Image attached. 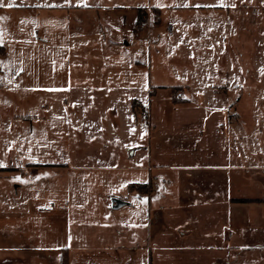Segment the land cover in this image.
I'll list each match as a JSON object with an SVG mask.
<instances>
[{"label": "rangeland", "instance_id": "obj_1", "mask_svg": "<svg viewBox=\"0 0 264 264\" xmlns=\"http://www.w3.org/2000/svg\"><path fill=\"white\" fill-rule=\"evenodd\" d=\"M12 1L0 0V43L7 48L1 71L9 89L0 90V245L21 237L34 246L44 245L50 238L45 222L58 229L65 216L68 246L95 249L73 257L63 254L60 264H139L138 256L129 259L125 249L144 248L156 236L157 216L153 210L149 215L147 198L129 192L145 194L149 188L138 191L129 184L176 173L173 168L155 171L160 168L150 162L152 157L169 167H184L181 159L187 156L181 154L186 149L177 145L185 143L187 132L195 126L188 123L200 121L197 114L209 106L220 107L219 99L209 98L203 91L208 80L219 82L217 70L205 66L201 34L207 10L203 7L213 0H81L86 6L110 7L103 8L100 21L92 8L70 9L67 32L88 34L80 39L81 47L58 36L65 32L59 28L62 20L3 8ZM65 1L75 4V0ZM113 6L119 11L112 13ZM148 6L155 8H144L146 13L159 20L151 35L141 32L140 43L112 51L110 41L130 40V34L120 30L131 24L132 7ZM247 9L252 17L243 20L244 30L232 36L229 50L246 73L253 61L259 66L254 73L249 69L243 74L246 84L238 110L249 129L258 120L264 126V0ZM144 25L135 27V33ZM101 29L107 39L104 44L97 42L102 40ZM16 69L22 71L17 80L13 76ZM250 76L259 79V86ZM106 78L122 82L113 96L92 90ZM181 85L192 87L190 101ZM64 99H68L66 109ZM112 106L119 115L117 134L112 130L117 126ZM253 109L262 113L256 115ZM24 114L32 117L22 116L25 123L16 122L14 115ZM256 132L260 146L251 140L243 146L231 145L224 161L242 166L240 172L248 176L234 192L243 198L264 196L262 175L250 169L264 163V133L257 127ZM169 143L179 150L167 148ZM174 190L177 195L176 186L173 191L161 189L166 196L162 205H171L169 196ZM112 199L131 206L114 209ZM174 199L181 208L187 204L184 193ZM9 205L12 212L5 209Z\"/></svg>", "mask_w": 264, "mask_h": 264}, {"label": "crops", "instance_id": "obj_2", "mask_svg": "<svg viewBox=\"0 0 264 264\" xmlns=\"http://www.w3.org/2000/svg\"><path fill=\"white\" fill-rule=\"evenodd\" d=\"M80 1L75 0L74 5L72 3L67 5L65 0H13L3 8L9 7L11 10L21 13L41 14L38 17L49 18L50 21L51 19L62 20L63 22L59 25V28L65 32L58 33V36L64 37V40H67L66 38L72 39V42L77 45L81 43L80 39L82 36L88 34L71 35V32H67L69 30L67 22L70 21V13L72 11L70 9L83 11L85 8H92L96 12L98 21L101 19L102 11L110 9V7H102L97 4L91 6L82 5L79 3ZM255 1L259 2V0H213L208 1L207 5L203 7L207 9L202 16L203 24L201 23L203 52L205 58L207 57L205 66L207 65L209 71L212 68L217 70L219 75V82L208 80L203 91L209 98L219 99L221 103L218 108L212 105L213 107L209 106L207 110L197 114V118H200V121L188 123H194L195 126L190 128L185 136L186 146H184L185 143L177 145L186 149L181 154V156H187V158L181 159V163H186L184 167H169L167 164L161 163L158 157H152L150 162L160 168L155 171L173 168L176 173L171 176L152 175L148 182L129 184H150L145 194L141 193L138 195L129 191V189L128 191L139 199L147 198L149 215L153 210L157 216L155 223L156 236L149 238L144 248L140 246L133 251L130 248L125 249L129 259L131 258L132 260L136 258V255L138 256L139 264H146L143 262H147V260L152 261L154 264H242V261L264 262V196L243 198L235 195L234 192L237 187L242 186L241 182L244 181V176L246 178L248 176L240 172L242 166L238 167L224 163L225 158L229 156L231 145L243 146L244 142L248 144V141L251 140L260 146L256 127L260 129L259 133H264V126H260L259 120L258 125L253 123L251 128L247 129L240 119L241 115L238 108L240 107L244 85L246 84V78L243 76L245 71L243 66L237 61V56L231 53L232 49L231 51L229 50L230 44H232V36L236 32H243L244 30L243 20H246L247 17H252V11H249L247 6H251ZM10 4L12 6H9ZM40 5H42L43 10H39ZM132 8L134 16L131 17V24H128L127 28L120 30L128 32L130 40L125 39L122 43L110 41L108 47L112 51L128 47L130 44L140 43L142 40L139 34L146 32V35L150 36L155 25L159 23V20L151 18V14L148 12L144 28L135 33L137 9L155 7ZM111 11L116 13L119 10L113 6ZM127 13L131 14L130 12ZM101 34L103 35L101 36L102 40L99 39L97 42H103L104 44L107 39H104L106 34L103 29H101ZM43 42L45 41L43 40ZM0 46L4 48V53L0 55V90L8 91L9 89L5 85L1 71V60L7 57V48L1 43ZM78 46L81 47V44ZM257 66L258 63L253 61L249 65L247 73H249V69L254 73L253 71ZM247 73L245 72L246 75ZM13 76L17 80L22 76V71L16 69L13 71ZM251 78L259 86V79ZM116 80L106 78L101 85L96 84L92 90L97 93L103 91L107 96H113L117 90V85L120 86L122 84V82ZM262 85H264V79L262 80ZM180 87H182V94L185 95V99L190 101L188 96L193 94L192 87L190 85H181ZM50 90L44 89L43 91L49 92ZM121 90L124 91V89ZM256 94L258 95V92ZM155 95L156 92L149 97ZM67 101L68 99H64L65 109ZM140 103L143 105L142 102ZM44 106L43 109L46 114L47 105ZM112 109L117 124L116 127L112 126V130L117 134L120 132L119 115L115 106H112ZM252 111L256 115L259 112L262 113L257 109ZM26 115H14L16 122H24L20 120V117ZM27 116L32 117V115ZM134 123V126H136L137 122L135 120ZM152 133H156L155 127L152 129ZM166 146L172 150H179L173 143H169ZM153 148L157 149L158 145L153 146ZM149 149L150 146L148 149L145 148L147 151ZM215 149L219 150V154L216 153ZM149 155L152 156L151 152ZM262 164L260 167L255 166L250 169H254L255 172L262 175L259 179L261 180L260 184L264 188V163ZM206 169L210 172L203 173L202 171ZM174 186L178 188V192L177 195L175 190L171 192V196H169L171 205H162L161 199L166 196L162 194L161 189L165 187L171 188L173 191ZM29 188L30 194L33 195L31 187ZM183 193L187 197L185 201L187 204H185L184 208H181L177 205L178 200L174 198L175 196L183 195ZM2 196L3 194L0 193L1 198ZM175 202H177L176 205ZM128 204L125 206L130 207L131 205ZM5 209L12 212L13 208L9 205ZM53 211L58 213L55 208ZM166 213L170 216H161V214ZM63 217L64 219L58 224V229L50 221L45 222L47 227L46 234L50 235V238H47L48 241L44 245L34 246L33 243H29L22 237L14 240L13 243H8L7 246L0 245V264H60V257L63 254L68 253L73 257V254H77L80 251L94 250L95 248H80L76 245L68 246L67 224L65 216ZM59 219L61 218L59 217Z\"/></svg>", "mask_w": 264, "mask_h": 264}, {"label": "trees", "instance_id": "obj_3", "mask_svg": "<svg viewBox=\"0 0 264 264\" xmlns=\"http://www.w3.org/2000/svg\"><path fill=\"white\" fill-rule=\"evenodd\" d=\"M146 16H147L146 10L144 8H138L137 14H136L135 26L138 27L140 25H144L146 23ZM3 53H4V48L0 46V55H2ZM134 103L135 101H132V106ZM129 187L130 189L135 188L138 191H142L146 189L147 187L149 188L147 184H136V185L132 184Z\"/></svg>", "mask_w": 264, "mask_h": 264}, {"label": "water", "instance_id": "obj_4", "mask_svg": "<svg viewBox=\"0 0 264 264\" xmlns=\"http://www.w3.org/2000/svg\"><path fill=\"white\" fill-rule=\"evenodd\" d=\"M111 202H112V204H113V208H114V209H118V208H120V207L126 205V202H124V201H120V200L112 199Z\"/></svg>", "mask_w": 264, "mask_h": 264}, {"label": "snow or ice", "instance_id": "obj_5", "mask_svg": "<svg viewBox=\"0 0 264 264\" xmlns=\"http://www.w3.org/2000/svg\"><path fill=\"white\" fill-rule=\"evenodd\" d=\"M9 6H12L11 4Z\"/></svg>", "mask_w": 264, "mask_h": 264}, {"label": "built area", "instance_id": "obj_6", "mask_svg": "<svg viewBox=\"0 0 264 264\" xmlns=\"http://www.w3.org/2000/svg\"><path fill=\"white\" fill-rule=\"evenodd\" d=\"M142 27V26H141Z\"/></svg>", "mask_w": 264, "mask_h": 264}]
</instances>
